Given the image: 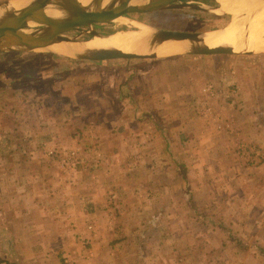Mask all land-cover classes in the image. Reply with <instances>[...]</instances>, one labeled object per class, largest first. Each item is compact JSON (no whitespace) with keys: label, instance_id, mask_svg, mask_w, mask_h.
Wrapping results in <instances>:
<instances>
[{"label":"rangeland","instance_id":"374dc122","mask_svg":"<svg viewBox=\"0 0 264 264\" xmlns=\"http://www.w3.org/2000/svg\"><path fill=\"white\" fill-rule=\"evenodd\" d=\"M187 1L219 6L216 0ZM125 18L100 24L97 30L112 35L135 30L138 22L205 33L226 27L233 19L225 12L192 8L131 13ZM175 53L105 61L63 57L45 49L0 53V157L9 156V150L1 148L10 139L6 130L24 126L33 146L40 140L45 144L31 154L28 151L30 156L40 152L51 158L58 176L82 178L74 185L78 189L59 179L56 195L46 198L49 202L71 203L72 192L86 191L87 184L92 191L103 185L104 178L116 182L113 192L106 190L104 212L97 214L106 227L101 256L110 257H96L95 245L78 236L71 245L62 246L61 254L57 248H47L46 256H64L66 264H87L71 257L87 256L86 252L91 264H264L260 250L264 248V145L242 139L245 130H238L240 119L234 114L246 109L243 98L253 107H264V51ZM117 68L132 71L135 78L155 71L189 80L186 87L175 79L164 82L168 86L163 92L142 84L135 98L122 89L120 93L118 87L105 86L103 74ZM34 110L40 111L34 114L38 117ZM122 111L131 114L120 116ZM149 111L156 117L146 115ZM260 112L264 110L256 113ZM51 128L56 139L48 147ZM163 131L171 139L166 148ZM16 135L11 136L14 142ZM11 152L23 156L18 149ZM28 168L34 170L33 165ZM0 208L9 207L0 204ZM8 214H0V225ZM15 232L20 236L17 228H0V256L21 255L22 248L7 239ZM20 232L23 240L24 235L33 237L28 230ZM23 248L26 256L38 252L36 245ZM39 251L43 253L42 246Z\"/></svg>","mask_w":264,"mask_h":264},{"label":"crops","instance_id":"0c3cea01","mask_svg":"<svg viewBox=\"0 0 264 264\" xmlns=\"http://www.w3.org/2000/svg\"><path fill=\"white\" fill-rule=\"evenodd\" d=\"M123 18L125 20L128 19L122 17L121 21L124 20ZM105 73V76L103 74L102 81H105L106 87L114 86L115 89L118 87L120 93L122 92V89L124 92H130V94L135 98V92H138V89L142 84L150 91L159 90V92H163L167 88L169 81L172 79H175L177 83L180 81L183 82L185 87L187 86L186 82L189 80L186 76H177L173 78L166 75L159 76L160 72L155 71L148 72L146 75H138L136 78L134 75L132 76V71H125L119 68L109 70L108 73ZM156 73H158V75H156ZM122 76L125 78L128 77L129 82L127 83V81H123ZM164 82H167V84ZM184 91L185 90L182 92ZM243 101L246 105V109L234 112V114L237 115V118L240 119L236 120L239 124L237 127L238 130H245L244 134L241 133V137L243 140L248 142L255 141L256 143L264 145V113H256L263 111L264 107H253L252 104H250V101H247L246 98H243ZM32 113L33 115L40 114V111L36 112L34 110ZM127 113L131 114V112L122 111L120 116L126 117ZM103 114L109 117L111 112L106 113V111H104ZM118 114L119 113H114L115 116H118ZM146 115L156 117L153 111H149ZM38 116L39 115L35 117ZM39 121L40 120H37V122ZM38 124L39 123H36L34 126ZM8 129L9 131H6L7 136L10 137V139L6 140L4 143L2 142L1 144V148L9 150V156L0 157V204H7L9 208H0V214L6 212L9 214L7 219L3 218V220H1L0 228L3 230H13L17 228L19 230L18 234H20V236H17V232H15L10 236L7 235V239L14 246L17 244L21 247L22 252L21 255L17 254L16 256H0L1 263L66 264L64 263V256H55V253L49 254L50 256H46V249L55 250L57 248L59 254H61L60 251L62 246L66 245L68 242L69 245H71L76 236L86 239V241L95 245L94 249L96 251V257L99 256L103 260L110 257L101 256L104 251L100 250V244L104 243L102 234L103 228L106 227L104 224L105 222L100 221L97 214L104 212L103 209L105 204H103V200L104 197L108 195L106 190L113 192V190H115L114 185H116V182L114 180H107V178H104L103 185H96V188H93L94 190L92 191L90 185L87 184L85 188L86 191L78 190L72 192L73 201L71 203L66 201V203L58 204L55 202V204H53L49 202V200H46V198L56 195L57 191L55 185L59 179H63L64 184H69V187H72L77 185L79 181H82V178H78V174L72 178L61 174L58 176L56 168L53 167L51 163V158H43L41 153L36 151L33 152L34 156L29 155V153L31 154V150L33 148L35 150L36 148L40 149L45 147L42 140L37 143L36 147L32 144L33 140L28 139L31 134H28L29 130H27L24 126H19L16 129ZM35 130L36 131H34V133L40 131L39 128ZM15 133H17L16 136L19 138L17 140L14 139L16 140L14 142L12 141L13 138H11V136ZM48 133L49 135L46 137L47 140H49L48 147H50L53 145L52 141L56 139V130H52L51 128ZM161 133L164 136L162 138V145L166 148L171 139L168 132L163 131ZM12 149H18L23 152V156H14L15 154L11 152ZM24 153L27 155H24ZM105 163L106 161L104 164ZM112 164H114V162ZM30 165L34 166V170H30L28 168ZM73 189H78V187L74 186ZM20 230H28V233L30 232V235H33V237L28 238V236L24 235L25 238L23 240ZM53 244H56V246H53ZM25 245H36L38 248L37 254H34V256H26L23 248ZM41 246L44 251L40 254L39 249ZM85 255L87 256L71 257L73 260L86 261L87 264H91L93 259H87L90 258V254L86 252Z\"/></svg>","mask_w":264,"mask_h":264},{"label":"water","instance_id":"95a60500","mask_svg":"<svg viewBox=\"0 0 264 264\" xmlns=\"http://www.w3.org/2000/svg\"><path fill=\"white\" fill-rule=\"evenodd\" d=\"M259 10L264 11V0H254ZM11 0L0 1V53L22 52L30 49H45L63 57L81 60L105 61L140 57L124 50H83L74 55L59 54L48 45L52 43H79V38L102 32L98 25L109 23L131 13H148L166 9L192 8L211 13H220L217 8H209L187 0H29L24 6L13 9ZM53 6L62 11L59 17L47 13ZM96 27V28H95ZM149 35L161 37L167 42L188 43L183 50L172 55L236 53L229 47H213L205 43L206 33H187L149 27ZM77 31L75 36L67 33ZM176 38L173 39L172 37ZM89 37V38H90ZM264 51V50H262ZM259 52V51H258ZM253 53V52H250ZM146 58V57H140Z\"/></svg>","mask_w":264,"mask_h":264},{"label":"bare ground","instance_id":"6f19581e","mask_svg":"<svg viewBox=\"0 0 264 264\" xmlns=\"http://www.w3.org/2000/svg\"><path fill=\"white\" fill-rule=\"evenodd\" d=\"M87 1L83 0L84 3ZM216 1L219 3L217 10L229 14L233 19L226 27L206 32L203 35L205 43L213 47H229L236 53L262 51L264 49V11L259 10L256 1ZM28 2L29 0H11L8 7L18 9ZM1 12L2 10H0ZM47 13L53 17H59L63 14L62 11L53 6L47 8ZM243 14L246 16L241 17ZM121 18L117 20H121ZM134 23L138 27L135 30L117 31L112 35L99 32L88 40H80L79 43H52L47 48L57 53L58 51L65 52L68 55H74L75 52L83 50H124L140 57L152 58L168 52H179L188 43L182 38L175 43L164 41L161 37H153L149 35L150 28L148 25ZM172 38L175 39L176 37L173 36Z\"/></svg>","mask_w":264,"mask_h":264},{"label":"trees","instance_id":"16d2710c","mask_svg":"<svg viewBox=\"0 0 264 264\" xmlns=\"http://www.w3.org/2000/svg\"><path fill=\"white\" fill-rule=\"evenodd\" d=\"M260 250H261V251L263 252V254H264V248H261Z\"/></svg>","mask_w":264,"mask_h":264}]
</instances>
